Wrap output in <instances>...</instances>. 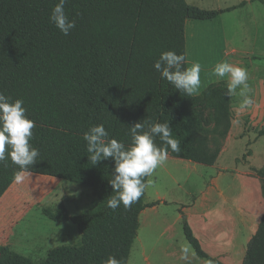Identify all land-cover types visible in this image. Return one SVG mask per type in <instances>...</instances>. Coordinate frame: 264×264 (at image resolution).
<instances>
[{
	"label": "trees",
	"instance_id": "trees-1",
	"mask_svg": "<svg viewBox=\"0 0 264 264\" xmlns=\"http://www.w3.org/2000/svg\"><path fill=\"white\" fill-rule=\"evenodd\" d=\"M58 2L0 0V92L12 101L22 99L26 115L35 121L30 144L40 156L31 173L93 186L101 192L100 202L77 215L65 207L58 213L43 208L55 222L78 225L81 245L55 247L39 263L0 245V264H105L110 256L128 264L141 213L158 202L146 203L145 189L131 208H108L115 163L108 158L93 166L83 135L104 124L109 139L128 147L129 126L144 119L168 122L181 148L178 153L169 148V155L215 165L233 125L232 96L225 94L228 82L186 96L161 79L153 65L163 52L175 51L187 53L188 67L187 21L213 20L225 10L203 9L186 0H68L65 12L76 26L65 36L50 22ZM202 102L214 109L212 129L192 111ZM259 134L264 136V129ZM155 143L165 146L159 137ZM6 164H0V199L19 171L10 156ZM256 172L264 194V166ZM183 229L198 257L225 264L204 249L187 217ZM242 264H264V215Z\"/></svg>",
	"mask_w": 264,
	"mask_h": 264
},
{
	"label": "rangeland",
	"instance_id": "rangeland-1",
	"mask_svg": "<svg viewBox=\"0 0 264 264\" xmlns=\"http://www.w3.org/2000/svg\"><path fill=\"white\" fill-rule=\"evenodd\" d=\"M241 1L229 0L228 6L238 5ZM257 3L259 7L255 11L244 12L240 18L231 17L232 19L228 20V36L237 32L239 40L243 39L244 41L246 40L244 32L250 31L255 37L260 35L258 38H253L252 41L256 40L257 44L264 47V3ZM190 21L191 23H204L199 20ZM220 21L218 19L217 22H210L209 25L189 24L188 26V67L194 62L201 64L199 94L207 86L225 78H218L213 74L217 63L226 62L221 53L223 47L220 32L222 23ZM242 21L246 22L245 29L238 27V23ZM234 23L237 24V27L230 26ZM244 61L252 68L263 69L262 76H264V54H257ZM192 111L200 118L204 127L207 129L214 127L215 112L207 102L197 104ZM261 127L264 125L233 123L230 130L231 137L228 135L223 143L225 151H223L221 163L245 168L248 173L257 174V169L263 167L264 162V136L259 134ZM215 174L216 168L214 167L168 154L167 161L148 178L145 201L146 203L158 202V204L146 208L141 213L138 237L134 242L128 264H213L209 260L197 256L184 234L183 220L184 217H187L184 206L194 202L206 189ZM19 190V193L14 195L21 201L15 205L16 210H13L14 230L18 237L17 242L25 247L28 254L39 261L40 258H46V250L42 249L43 245L59 247L82 244L81 231L72 220L64 223L55 222L43 213V208H49L58 213L62 207H65L72 215L80 214L97 207L101 194L99 189L67 179L31 173L19 186ZM257 218L256 215H249L246 220L239 219L240 225L236 229L237 236L233 243L235 247L231 257L238 255L240 264L243 262L248 240L255 234L244 235L246 226L249 223V226L258 228ZM188 221L193 230L201 235L202 226L198 220L190 216ZM58 228H64L68 233L62 236L52 235V232ZM31 230L36 232H31ZM229 230L228 227L219 229L222 239L225 238L226 231ZM210 241V238L202 235V244L205 250L209 253L213 251L215 253L213 256L218 257L225 264H232L228 261L230 252L226 249L227 240L219 243H216V240L214 243Z\"/></svg>",
	"mask_w": 264,
	"mask_h": 264
},
{
	"label": "clouds",
	"instance_id": "clouds-1",
	"mask_svg": "<svg viewBox=\"0 0 264 264\" xmlns=\"http://www.w3.org/2000/svg\"><path fill=\"white\" fill-rule=\"evenodd\" d=\"M67 2L68 0H59L50 16V22L65 36L76 26L75 20H70L65 12ZM186 58V52L178 55L175 51H166L153 67L159 72L161 79L168 81L186 96L198 95L201 87V64L194 62L190 67H184ZM213 74L218 78L228 77L225 94L242 97L241 109L253 105L246 68L230 62H219L215 65ZM26 112L22 99L12 101L10 96L0 92V164L7 166L6 161L10 156L12 163L19 167V171L14 174L16 183H23L31 175L30 168L40 156L39 149L30 144L36 124L28 118ZM142 121L129 126L131 144L128 147L115 138L109 139V132L104 124L91 126L83 135L88 159L93 166L108 158H112L115 163L114 174L109 181L114 195L107 201L108 208L113 211L121 204L129 209L140 199L147 187L144 178L151 176L167 161L169 148L172 152L181 151L180 141L173 137L168 122H153L149 119ZM156 137H159L164 147L155 143ZM105 264H121V261L110 256Z\"/></svg>",
	"mask_w": 264,
	"mask_h": 264
},
{
	"label": "crops",
	"instance_id": "crops-1",
	"mask_svg": "<svg viewBox=\"0 0 264 264\" xmlns=\"http://www.w3.org/2000/svg\"><path fill=\"white\" fill-rule=\"evenodd\" d=\"M186 1L192 5L199 6L203 9L208 8L210 10H225L213 20L200 21L204 23H191V21L188 20L186 23V37L188 33L189 24L209 25L210 22H217L218 19L219 21L221 20L220 22L222 23V25L220 24V32L222 35L223 47V51L221 53L222 56H224L223 60L247 69L249 74L248 83L252 90L249 95L252 96L254 101L253 105L250 108L241 109L240 104L243 98L239 95H233L232 102L234 116L232 123L237 122L264 125V76H262L263 69H261L260 67L252 68L249 64H246V62L244 61L247 58L255 57L257 54H264V47L261 46V44H257L258 42L256 40L252 41L253 38H258L260 35L255 37L250 31H245L244 35L246 40H244V42L243 39L239 40L237 32H234L231 36H228L227 26L228 20L235 17L240 18V15H242L244 12H252L258 9L259 5H257V2L260 1L242 0L238 5L233 4L232 6H228L229 0ZM224 4L225 6H223ZM261 4L263 3L261 2ZM229 8L232 9L227 10ZM255 23L258 24V22ZM230 26L237 27V24L234 23ZM238 27H242L245 29L246 22L243 23L242 21L238 23ZM188 45L189 40L187 37V49L189 48ZM221 81L228 82V77L226 76L224 79H221L218 82ZM262 129H264V127L260 128V130ZM229 136L231 137V131ZM223 151L225 150H222L216 164L211 166L216 168V174L212 176L211 181L207 185L206 189L200 193V195L194 200V202L187 206H184V212L187 213V218L193 216L201 224V235L193 230L195 235L200 239L201 243L203 234L208 239H211V243H214L215 240L216 243H219L223 240H227L226 249L230 252V257H228V261L232 264H240V257L238 255L237 257H231L235 247L233 243L236 241L235 237L237 236L236 229L240 225L239 219L243 218L244 220H246L249 215H256L258 217L257 221L260 223L262 216L264 215V194L262 187L263 181L258 174L254 172L248 173L245 168L242 169L226 163L222 164L221 161L224 154ZM262 166H264V162ZM21 184L22 183L14 182L4 194V196L0 199V245H8L13 250L30 258L35 263H39L45 260L50 250L55 247H45L43 245L42 249L46 250V258H40V260L38 261L35 259L34 256L28 254L25 251L24 246L20 245L17 242L18 237L16 231L14 230L15 220L13 210H16L15 205H17L21 201L19 197H15L14 195L16 193H19V186ZM253 204H255V206H252ZM249 225L250 224L248 223L246 226V233H244V235L256 232L257 227H251ZM221 227L230 228L229 231H226L225 238L223 239L221 237L222 234L219 231V229H223ZM31 232L36 231L31 230ZM67 233L68 232H66L64 228H58L54 230V232H52V235L62 236L66 235ZM250 239L251 238H249V240ZM18 247H20L21 249ZM212 252L213 251H210L211 255H215V253Z\"/></svg>",
	"mask_w": 264,
	"mask_h": 264
}]
</instances>
